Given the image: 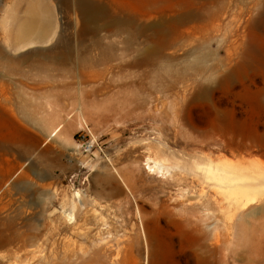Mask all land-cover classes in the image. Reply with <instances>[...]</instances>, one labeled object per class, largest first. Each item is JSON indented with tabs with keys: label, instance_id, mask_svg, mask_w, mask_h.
<instances>
[{
	"label": "rangeland",
	"instance_id": "obj_1",
	"mask_svg": "<svg viewBox=\"0 0 264 264\" xmlns=\"http://www.w3.org/2000/svg\"><path fill=\"white\" fill-rule=\"evenodd\" d=\"M77 1L0 0V264H264V0H85L98 27L159 26L131 69L127 32L81 51ZM107 45L118 59L94 62ZM136 76L151 94L111 83Z\"/></svg>",
	"mask_w": 264,
	"mask_h": 264
},
{
	"label": "bare ground",
	"instance_id": "obj_2",
	"mask_svg": "<svg viewBox=\"0 0 264 264\" xmlns=\"http://www.w3.org/2000/svg\"><path fill=\"white\" fill-rule=\"evenodd\" d=\"M10 2H11V0H10ZM47 7H46V9L49 8V7L48 8ZM75 7L80 12L81 19H82V21L84 23L83 28L81 29V37L87 38L90 35L93 36V37H91L92 42L91 41L86 42V40H83V44L81 45L82 46V50L81 51L83 53H88L89 54L90 53L89 48H91V47L94 48L97 45L101 46L102 42H101V39H99L98 34L101 31V29H106L108 31L115 32V34H119V35H122L125 32L128 33V35L125 37V41H124L125 42V48L128 51H130L131 53H136L137 55H135V57H133V59L126 61V63L123 65L124 69H127V68H129V69H131V68H139V67L147 66L148 64L155 62L154 61L155 60L154 56H155L156 50H155L154 46L153 47H149L144 52H141L138 49L135 50L134 46L139 43L140 38L142 37L143 33H148V32H150L152 30L154 32H156L158 30L159 26H158V28H153V27H144V25H143L144 28L139 30V29H132V27H131L132 25H127V24L125 25L124 23H121L118 20H113V21L110 20V21L106 22L105 24H103L101 27H98L96 25V21L97 20L95 18V15L97 14L95 12L96 9L91 3H89V2H87L85 0H78L75 3ZM46 11L47 10H45L44 12H46ZM8 15H9L11 21L13 20L12 19L13 17H14V20H17V23L19 24L20 29L26 30L28 28L26 26V24L28 23L27 18H26V20L24 19V17H26L28 15L26 14V10H24L22 5L19 4L17 9H16V11H15V13L12 14L10 12ZM31 15H32V17L35 16L33 14H31ZM51 15H53V16H51V19H52L54 17V14L51 13ZM37 21H39V20H37ZM37 21H35V23L36 24L40 23L41 25H40V27H38L39 25L37 26L39 28V30L37 31L38 35L35 34L34 36L36 38L38 36L37 39H40L42 36H44L46 34V31L50 28L51 23H50V21H48V22L45 21L44 22L43 19H42L43 22H37ZM29 24L30 23H28L27 25H29ZM32 24H33V27H36L34 25V23H32ZM160 26H161V23H160ZM35 30H34V32H35ZM30 32H29V34L33 33V32L30 33ZM3 33H4V36L8 37L10 40L13 39L14 34H13V32L10 29L8 31H4ZM47 34H48V32H47ZM26 35L27 34L24 31L15 35L16 36V38H15L16 42H13V45H14L15 49H19V48L28 49L27 46L31 42L30 41L27 42V40L25 38ZM64 38L62 40V37H60L58 43L54 47H52L51 49H49L47 51L48 53H51V52L55 53L56 52L57 55L55 56V59L60 60L59 63H61L63 59H67L68 60V59H70L71 57H73L75 55V51H74L75 49H73V45H74L73 40H71L70 38H68V40H66V38L65 39ZM30 39H31V37H30ZM0 55H4V53L0 52ZM24 57L27 58L29 56L25 55ZM116 59H118V54H117L116 48L113 45H107V46H105L104 48L101 49L99 54H97V56L94 59V62L99 63V64L112 63ZM100 75H101V73L96 74L95 76H100ZM115 82H118L119 83L118 85L121 86V87L122 86L123 87H126V86L136 87L137 86L139 88L138 90H140L142 93L143 92H148L149 94H151L153 92V88L148 86V85H146V84H144V83H142L140 77H138V76H136L135 78H130L128 81H125V82L121 81V83H120L119 80H111V83H115ZM160 86L162 87V88H160V90H164L165 89L163 87L164 84H162ZM156 88H158V87H156ZM141 95L142 94L133 93L132 98H130L128 104L133 106L131 108V112L134 111L136 108H142L146 104L147 99L145 97H142ZM219 179L222 180L223 178L220 177Z\"/></svg>",
	"mask_w": 264,
	"mask_h": 264
},
{
	"label": "built area",
	"instance_id": "obj_3",
	"mask_svg": "<svg viewBox=\"0 0 264 264\" xmlns=\"http://www.w3.org/2000/svg\"><path fill=\"white\" fill-rule=\"evenodd\" d=\"M92 135V132L90 131V129L87 127L85 132H83L80 135V142L82 143V145L84 146V151L85 152H90L94 149L96 143L95 142H91L92 138L88 139V136Z\"/></svg>",
	"mask_w": 264,
	"mask_h": 264
},
{
	"label": "crops",
	"instance_id": "obj_4",
	"mask_svg": "<svg viewBox=\"0 0 264 264\" xmlns=\"http://www.w3.org/2000/svg\"><path fill=\"white\" fill-rule=\"evenodd\" d=\"M58 128H60V127H57L56 129H58ZM55 130V129H54Z\"/></svg>",
	"mask_w": 264,
	"mask_h": 264
}]
</instances>
